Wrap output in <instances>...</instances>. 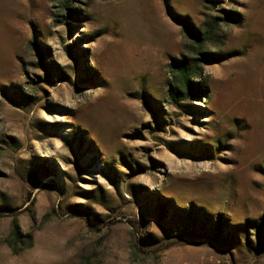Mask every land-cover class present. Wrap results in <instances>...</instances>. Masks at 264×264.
I'll use <instances>...</instances> for the list:
<instances>
[{"label": "rangeland", "instance_id": "374dc122", "mask_svg": "<svg viewBox=\"0 0 264 264\" xmlns=\"http://www.w3.org/2000/svg\"><path fill=\"white\" fill-rule=\"evenodd\" d=\"M73 2L0 0V264H264V0Z\"/></svg>", "mask_w": 264, "mask_h": 264}, {"label": "trees", "instance_id": "16d2710c", "mask_svg": "<svg viewBox=\"0 0 264 264\" xmlns=\"http://www.w3.org/2000/svg\"><path fill=\"white\" fill-rule=\"evenodd\" d=\"M60 4L63 9H68L70 11V17H75L73 0H60ZM217 19L218 18L214 19L211 28L205 30L203 34L199 30H195V28L191 27L188 21H183L184 31L189 37L192 38L194 43V53L196 56L191 60H187L185 58L181 60L175 59L170 64L173 83L169 89V94L175 102L185 100L192 94H195L199 91L197 86H195L191 80L200 74L199 68L201 62L210 58V56L207 55L208 53H205L202 51V49L204 48L206 41L211 39L215 32V25L218 24ZM13 235L17 240L18 231L16 228L13 230Z\"/></svg>", "mask_w": 264, "mask_h": 264}]
</instances>
